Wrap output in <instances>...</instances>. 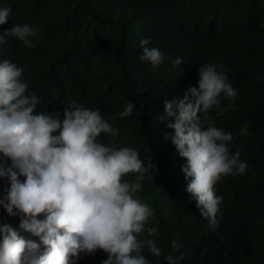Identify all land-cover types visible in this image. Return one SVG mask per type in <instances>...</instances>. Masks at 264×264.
<instances>
[{"label": "clouds", "instance_id": "obj_1", "mask_svg": "<svg viewBox=\"0 0 264 264\" xmlns=\"http://www.w3.org/2000/svg\"><path fill=\"white\" fill-rule=\"evenodd\" d=\"M28 4L0 0V264H151L148 257L162 256L160 225L172 230L166 264L196 263L223 232L224 200L256 198L264 186V125L251 121L264 110V79L198 57L233 35L264 44V0H141L142 17L125 29L110 25L111 14L96 20L115 29L132 72L162 68L176 78L148 127L156 152L146 160L116 143L108 113L119 83L109 70L90 68L75 95L41 108L30 75L42 33L21 18ZM55 26L62 27L57 19ZM133 110L128 101L113 113ZM145 180L157 187L155 200L144 197ZM184 218L190 225L179 238ZM225 234L240 264H264V247L244 245L237 230Z\"/></svg>", "mask_w": 264, "mask_h": 264}, {"label": "trees", "instance_id": "obj_2", "mask_svg": "<svg viewBox=\"0 0 264 264\" xmlns=\"http://www.w3.org/2000/svg\"><path fill=\"white\" fill-rule=\"evenodd\" d=\"M140 3L141 0H29V7L21 11V18L36 25L42 33L36 48L37 61L30 75L34 86L32 91L39 95L41 108L53 110L75 95L86 81L90 68L109 70L117 76L119 83L118 98L108 113L118 130L116 143L137 150L146 160L149 150L156 152L152 136L155 128L148 127L160 112L162 100L174 94L176 78L162 68L143 74L132 72V59L126 62L118 55L115 29L96 23L100 17L111 14L110 25L125 29L129 22L142 17ZM56 19L62 27L55 26ZM13 57L19 58L17 51L13 52ZM202 59L229 63L241 77L259 76L264 79V44H254L241 35H233L211 45L207 54L198 57V61ZM256 77L249 80L254 98ZM128 101L134 104L131 116L121 118L113 113L120 107L124 109ZM143 113L148 116L144 129L140 124ZM251 121H261L264 125V110L260 114L254 113ZM215 122L220 121L215 119ZM159 141L165 143L162 138ZM158 179L164 182L167 173L160 170ZM142 185H147L144 197L155 200L157 187L147 180ZM168 201L169 198L158 201L162 219L166 218ZM222 218L223 232L209 241L203 255L194 264H240L239 250L226 232L237 230L244 245L264 247V186L256 198L239 196L225 199ZM189 225L186 218L179 222V238L183 237V231ZM168 233L171 234L172 230ZM168 233L162 225L159 226L154 240L162 250V256L159 259L148 257L151 264H166L164 256L168 251L163 246L167 245ZM101 262L80 258L78 264Z\"/></svg>", "mask_w": 264, "mask_h": 264}, {"label": "bare ground", "instance_id": "obj_3", "mask_svg": "<svg viewBox=\"0 0 264 264\" xmlns=\"http://www.w3.org/2000/svg\"><path fill=\"white\" fill-rule=\"evenodd\" d=\"M28 7H29V6H28ZM28 7H27V8H28ZM28 10H29V9H28Z\"/></svg>", "mask_w": 264, "mask_h": 264}]
</instances>
